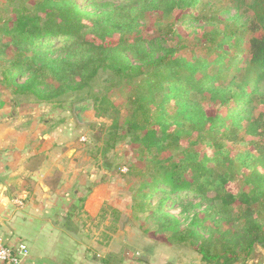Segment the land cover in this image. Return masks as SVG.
I'll return each mask as SVG.
<instances>
[{
	"label": "trees",
	"instance_id": "obj_1",
	"mask_svg": "<svg viewBox=\"0 0 264 264\" xmlns=\"http://www.w3.org/2000/svg\"><path fill=\"white\" fill-rule=\"evenodd\" d=\"M197 1L90 0L83 5L76 0H39L31 8L17 7L13 17L0 22V75L16 101L38 104L62 103L72 96L77 97L76 104L102 74H108V83L137 79L128 96L130 117L124 125L113 123L108 131L111 147L129 139L152 163L150 178L139 185L133 211L154 215L173 242L192 246L206 264H250L256 246L264 248V172L255 165L258 158L264 162V99L257 106L255 101L264 81V0H254L255 16L248 27L246 52L254 76L241 82L235 74L227 78L223 71L234 46L231 39H238L233 31H215L206 38V52L215 54L213 58H197L195 53L189 58L181 51L184 46L162 47L160 38L142 33L145 13L188 8L189 18L195 19ZM182 27L188 33L195 30L190 24ZM156 44L162 51L159 55L149 49ZM202 71L206 74L198 76ZM170 111L176 114L177 126L184 128L173 127ZM221 128L224 139L231 142H238V133L244 130L260 153L231 158L223 139L213 143L216 163L239 161L249 169V190L229 189L228 173L213 177V169L207 166L209 156L200 157L189 148L191 144L184 146L178 160L159 156L180 146L188 130L196 132L195 141L201 142L208 138L206 133ZM169 201H179L188 210L205 208L192 211L183 224L166 209ZM209 219L213 224L207 223ZM136 254L123 248L104 261L122 264ZM137 261L144 260L138 257Z\"/></svg>",
	"mask_w": 264,
	"mask_h": 264
},
{
	"label": "rangeland",
	"instance_id": "obj_2",
	"mask_svg": "<svg viewBox=\"0 0 264 264\" xmlns=\"http://www.w3.org/2000/svg\"><path fill=\"white\" fill-rule=\"evenodd\" d=\"M37 1L39 0H0V22L13 17L15 8H31ZM76 1L87 5L90 0ZM253 4L254 0H198L194 6L195 19L189 18L190 10L188 8L175 9L170 13H164L163 10L150 11L145 13L141 20L142 33L149 38H160L161 42H159V46L171 47L181 45L184 46L181 50L182 53L189 58H191L193 53H195L197 58H204L209 55L206 52L207 37L214 35L215 33H212L215 31H228L229 33L233 31L234 34H238V39L235 36L231 39V44L234 46L231 47L232 51L226 57L223 71L227 74V78L235 74L238 77V82L249 81L254 76V70L248 64L246 52L249 47L248 39L251 35L248 27H250L251 21L255 16ZM184 24H190L195 30L191 33L186 32L182 27ZM256 35H261V32L256 33ZM222 38L221 34V40L223 41ZM156 45L149 49L154 50L156 55H159L162 51L156 49L159 47ZM214 56L215 54L212 53L209 55V58H213ZM131 60L134 63L136 62L133 57H131ZM196 63L199 64L198 59ZM212 69L215 72L217 67L214 66ZM204 73L206 74V71L200 72L198 76ZM106 76L108 74H102L91 92L81 95L80 98L82 100H78L76 104L73 102L77 101V97L72 96L62 103H43L41 105V108L45 112L53 113L52 118H55V120L61 121L64 118L74 119L76 124H78L77 126L82 128L80 136L85 137V140L80 139V143L85 145L89 153L94 158H97L101 164L105 162L106 169L111 170L114 168L113 174L115 173L121 180L122 205L126 206L124 204H127V211L129 213L128 215L111 216L107 225L109 230L106 233H113L112 228L116 227L115 233H121L117 237L121 240L120 244L123 243L128 248L138 251L136 254L138 257L145 255L149 258L154 257L160 261L166 255L169 256L171 264H176L177 260L180 261L177 264H206L202 261L201 255L195 248L173 242L169 238L170 233L157 225L154 215H148L149 212L143 214L133 211V203L135 197H137L139 185L144 180L150 178L152 163L147 158L148 155L138 149L139 145L130 142L129 139L120 141L114 147H111L110 145L113 142L108 131L113 123L116 122L119 125H124L130 117L128 96L132 88L137 84V79H121L108 83ZM0 89H5L11 96L16 97L4 86L1 75ZM262 99H264V81L260 82L259 93L255 96L256 106ZM76 106H84L85 108L87 119L82 123L76 117ZM259 108L262 107L260 106ZM255 111L258 113L257 109ZM170 112L169 119L171 121L175 120L173 127L181 130L184 125L177 126L176 114L172 111ZM208 112H213L212 107H208ZM178 121H180V117H178ZM223 130L224 128H221V131L215 129L212 132L206 133L208 138L201 142L195 141L197 138L196 132L188 130L182 138L180 146L164 150L159 156L161 158L173 156L178 160L183 156L181 152L184 150V146L191 144L189 148L194 152H198L200 157H203L204 154L209 156L207 166L213 169V177H216L217 174L228 173L230 177L229 189L234 192L237 190H249L251 184L246 180L247 175H249V169L245 168L239 161L232 162L221 158L222 162L216 163L213 159L215 152L213 143L215 140L223 139L226 147L229 149V156L231 158L238 153H249L251 156L259 157L260 153L257 151L256 145L249 142L244 130L239 131L238 136L241 138L238 142L226 141ZM219 156L221 155L219 154ZM261 157L264 159L263 156ZM251 161L255 162L256 160L252 159ZM257 161L258 163H255V165L259 164L257 168L264 172V164H262L264 162L259 160V158ZM153 202L157 203V200L153 199ZM218 204L220 203L218 202ZM167 205L169 206L166 209L180 218L183 224L186 223L188 215L193 213L192 211H199L205 208L204 205L203 207H195L188 210L179 201H169ZM111 210L110 207V211L108 212H111ZM207 223L211 225L213 221L209 219ZM222 226L227 227L224 222ZM236 226H239V223H236ZM250 264H264V248L256 246Z\"/></svg>",
	"mask_w": 264,
	"mask_h": 264
},
{
	"label": "crops",
	"instance_id": "obj_3",
	"mask_svg": "<svg viewBox=\"0 0 264 264\" xmlns=\"http://www.w3.org/2000/svg\"><path fill=\"white\" fill-rule=\"evenodd\" d=\"M41 105L0 89V236L11 249L26 244L20 264H107L128 248L116 227L106 233L111 216L129 213L121 180L80 143L74 119L55 120ZM145 257L122 264H171Z\"/></svg>",
	"mask_w": 264,
	"mask_h": 264
},
{
	"label": "built area",
	"instance_id": "obj_4",
	"mask_svg": "<svg viewBox=\"0 0 264 264\" xmlns=\"http://www.w3.org/2000/svg\"><path fill=\"white\" fill-rule=\"evenodd\" d=\"M85 140V137H81ZM16 203L21 205L22 199H17ZM29 253V249L24 243L18 244L15 249L8 247L4 239L0 236V262L5 264H20L23 257Z\"/></svg>",
	"mask_w": 264,
	"mask_h": 264
},
{
	"label": "water",
	"instance_id": "obj_5",
	"mask_svg": "<svg viewBox=\"0 0 264 264\" xmlns=\"http://www.w3.org/2000/svg\"><path fill=\"white\" fill-rule=\"evenodd\" d=\"M75 114L79 122H84L87 118L85 116V108L84 106H76ZM143 259H147L145 256H142Z\"/></svg>",
	"mask_w": 264,
	"mask_h": 264
}]
</instances>
